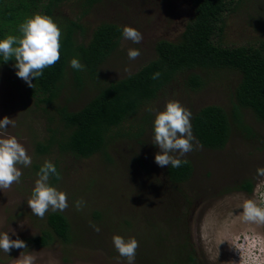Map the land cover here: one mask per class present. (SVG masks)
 Listing matches in <instances>:
<instances>
[{
	"label": "rangeland",
	"instance_id": "obj_1",
	"mask_svg": "<svg viewBox=\"0 0 264 264\" xmlns=\"http://www.w3.org/2000/svg\"><path fill=\"white\" fill-rule=\"evenodd\" d=\"M128 1L122 3L126 11L114 7L94 9L83 18L86 34L82 41H87L91 32L102 23H120L121 26L134 27L143 34L139 44L123 38L117 52L99 67L105 83L127 77L154 59L156 42L174 41L183 19L188 16L185 0ZM70 9L63 7L61 13L68 14ZM259 29L254 20L237 13L227 20L223 41L227 46L256 45L259 40H264V34ZM132 48L140 50L135 60L129 59L127 54ZM196 73L204 78L208 76L205 72ZM209 75L211 81L195 92L189 91L184 83L186 78L181 76L147 106L149 113H140L131 124L137 126L141 118L149 114L151 121L148 129L154 128L157 112L163 111L169 100H178L192 115L206 106H219L229 112L232 89L238 76L231 71L224 72L220 77L212 73ZM9 81L0 79V120L7 116L13 124L0 130V138L15 136L32 163L27 167L17 165L22 173L19 182L8 189H0V234L8 232L11 239L19 238L27 245L25 249L13 248L8 253L0 249V264H16L21 253L35 256L36 264H128L126 258L119 256L112 237L143 238L142 218L138 217L137 221L134 215L143 213V205L134 200L129 191L127 193V188L130 186L131 191L140 188L137 184L143 183L147 173L145 163H149L151 172L159 176L165 168L155 163V155L160 149L153 144L154 132H148L141 146L135 139L116 140L106 151L110 163L102 155L77 160L72 155L58 153L56 148L39 155L35 151L36 143L48 139L47 127L50 124L47 118L54 119L57 105H39L37 108L20 84ZM90 84H86L82 91L76 89L78 92L72 88V83L66 84L58 105H66L70 112L78 111L95 95L96 90ZM243 121L256 138L250 136V140H245L243 133L233 127L225 149L211 151L197 148L194 141V150L180 157L191 162L195 168L193 179L185 187L194 204L189 209L177 208L175 211L185 215V232H190L189 243L201 264H264V224L244 221L242 212L247 199L264 203V176L257 174V169L264 167V151H261L264 125L257 122L249 111L243 112ZM53 124L56 126L57 122ZM46 160L58 167L60 178L54 187L67 194L68 208L64 211L49 209L44 218H40L31 212L27 202L38 179L34 166H43ZM245 181L253 182L251 194L238 189ZM78 200L85 202L80 210L75 206ZM132 207L135 211L131 210ZM148 210L145 206L146 213ZM157 211L159 217L164 216V210ZM52 212L62 213L72 222L77 240L81 238V243L76 241L70 246H63L55 239L43 248L30 243L47 230L46 218ZM94 212L102 215L103 222L94 220ZM125 220H130L129 226L125 225ZM160 220L165 221L164 217ZM104 223L109 227H103ZM92 225L98 226L100 231H94ZM164 225L168 228L167 223ZM81 227L88 230H81ZM140 242L148 243L149 248L153 246L152 238L146 235ZM155 253L158 255V251Z\"/></svg>",
	"mask_w": 264,
	"mask_h": 264
},
{
	"label": "trees",
	"instance_id": "obj_2",
	"mask_svg": "<svg viewBox=\"0 0 264 264\" xmlns=\"http://www.w3.org/2000/svg\"><path fill=\"white\" fill-rule=\"evenodd\" d=\"M125 2L127 0H0V39L9 34L20 35V24L37 13L53 18L61 29L60 59L33 80L34 88L16 75L14 57L4 62L0 54L1 80L20 84L37 108L39 105H57L54 119L47 118L50 124L48 139L36 143L37 154L43 155L56 148L58 153L72 155L77 160L102 155L110 163L106 151L116 140L135 139L141 146L148 132H154V128L148 129L147 126L151 121L149 114L142 117L137 126L131 123L140 113L147 112V106L181 76L186 78L184 83L189 91L195 92L211 81L209 74L220 77L227 71L238 76L232 89L231 109L228 112L219 106H206L195 112L191 116L195 141L205 150H223L233 127L243 133L245 140H250V136L256 138L244 123L243 112L249 111L257 122L264 125V40H259L256 45L227 46L223 36L227 20L237 13L254 20L260 33L264 34V0H185L188 16L183 19L175 40H159L154 46V59L127 77L105 83L98 69L119 49L124 38L123 26L102 23L91 32L87 41H82L86 34L83 18L94 9L114 7L126 11L122 4ZM63 7H71L70 13L62 14ZM73 58H78L85 69H73L70 66ZM196 71L208 76L204 78ZM156 72L160 73L159 78L152 79ZM89 82L96 92L81 109L70 112L66 105H58L66 84L72 83V88L78 92ZM261 151H264V144ZM145 164L147 173L143 183L137 184L140 188L131 191L129 186L127 193L129 191L134 200L143 205V213L134 215L137 221L138 217L142 218L144 231L141 238L145 239V235L152 238L153 246L149 248L148 243L140 242L142 239L138 237L135 264H201L189 243L191 234L185 232V215L175 211L177 208L189 209L194 204L185 189L195 173L193 164L187 161L179 168L165 166L161 176L151 172L149 163ZM41 167L34 166L35 172L38 173ZM58 181L55 175L50 176L52 186ZM238 189L251 194L253 182L245 181ZM145 206L149 209L147 213ZM157 209L164 210V216L159 217ZM131 210L135 211V208ZM93 216L95 221L103 222L101 214L94 212ZM124 223L129 226L130 220ZM166 223L168 228H165ZM46 224L47 230L30 240L33 246L47 247L55 239L63 246L76 241L81 243L72 222L64 214L49 213ZM103 227L109 225L104 223ZM81 230L87 231L88 228L81 227Z\"/></svg>",
	"mask_w": 264,
	"mask_h": 264
},
{
	"label": "clouds",
	"instance_id": "obj_3",
	"mask_svg": "<svg viewBox=\"0 0 264 264\" xmlns=\"http://www.w3.org/2000/svg\"><path fill=\"white\" fill-rule=\"evenodd\" d=\"M20 35H7L0 39V54L3 61L15 60L16 75L34 88L33 80L43 75V70L53 66L60 59L61 29L53 18L40 13L34 14L19 26ZM122 35L126 40L139 44L143 40V34L131 26H123ZM15 45V46H14ZM128 57L135 60L140 55L139 49H129ZM70 66L75 70H84L85 65L78 58L70 61ZM159 72L152 75V79H158ZM192 113L178 100H169L163 111L157 112L154 119V143L160 149L155 155V163L160 167L171 166L179 168L187 163L180 157L194 150L195 137L191 125ZM13 124L12 119L5 116L0 120V130ZM197 148H202L196 142ZM178 153L179 155H174ZM32 163L26 149L18 142L15 136L0 138V189H8L13 183H17L22 175L17 165L25 167ZM257 174L264 176V167L257 169ZM38 179L31 198L27 204L31 212L44 218L46 212L64 211L68 208L67 194L51 186L50 176L55 175L59 179L56 166L51 161H45L37 173ZM83 200L75 202L77 210L84 205ZM243 219L246 222L264 224V203H257L254 199H247L242 206ZM94 231L100 228L92 225ZM112 242L119 256L126 258L128 264H135L136 250L139 242L134 237L125 239L120 235H114ZM25 249L26 243L17 238L11 239L8 232L0 234V249L8 253L11 249ZM16 264H36V257L31 254H22L16 260Z\"/></svg>",
	"mask_w": 264,
	"mask_h": 264
}]
</instances>
